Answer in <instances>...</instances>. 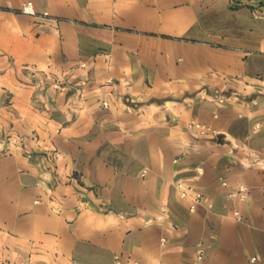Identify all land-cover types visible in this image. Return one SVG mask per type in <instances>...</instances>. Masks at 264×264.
Here are the masks:
<instances>
[{
  "label": "crops",
  "instance_id": "1",
  "mask_svg": "<svg viewBox=\"0 0 264 264\" xmlns=\"http://www.w3.org/2000/svg\"><path fill=\"white\" fill-rule=\"evenodd\" d=\"M25 1L0 0V264H264V0Z\"/></svg>",
  "mask_w": 264,
  "mask_h": 264
},
{
  "label": "built area",
  "instance_id": "2",
  "mask_svg": "<svg viewBox=\"0 0 264 264\" xmlns=\"http://www.w3.org/2000/svg\"><path fill=\"white\" fill-rule=\"evenodd\" d=\"M20 10L26 13L30 14H36V10L34 8L33 2L31 0H26L25 2L22 3ZM46 13V12H44ZM1 143V140H0Z\"/></svg>",
  "mask_w": 264,
  "mask_h": 264
}]
</instances>
